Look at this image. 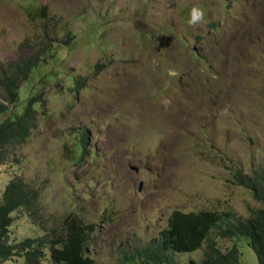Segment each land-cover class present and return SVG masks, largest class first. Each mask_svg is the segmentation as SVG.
I'll return each instance as SVG.
<instances>
[{
	"label": "rangeland",
	"instance_id": "374dc122",
	"mask_svg": "<svg viewBox=\"0 0 264 264\" xmlns=\"http://www.w3.org/2000/svg\"><path fill=\"white\" fill-rule=\"evenodd\" d=\"M193 7L206 24L189 25ZM45 44L56 57L35 76L53 77L31 80L42 114L0 165V200L21 178L42 211L40 221L14 212L9 243L45 236L78 208L97 224L88 255L115 264L158 237L174 211L245 220L264 208L229 184L238 171L264 175V0H0V73L45 55ZM84 129L94 157L72 165L63 146ZM241 241L240 263L257 264ZM204 251L174 254V264H203Z\"/></svg>",
	"mask_w": 264,
	"mask_h": 264
},
{
	"label": "trees",
	"instance_id": "16d2710c",
	"mask_svg": "<svg viewBox=\"0 0 264 264\" xmlns=\"http://www.w3.org/2000/svg\"><path fill=\"white\" fill-rule=\"evenodd\" d=\"M54 49L45 44L42 50L45 55H41L39 49L27 58L8 64L0 73V165L6 161L9 149L27 142L42 114L39 111L43 105L42 96L35 94L36 88L31 80L35 77L37 82L42 77H53V73L35 76V70L39 62H46L48 56L56 57ZM26 82V92L30 91L31 96H22V84ZM74 82L76 88L81 86L79 81ZM43 85L44 82L39 84ZM76 136L70 146L64 144L63 156L72 165L78 166L85 158L94 156L92 150L87 148L86 129ZM232 179L229 184L249 191L255 202L264 205L262 173L248 175L238 171ZM80 197L78 193L71 195L72 199L80 200ZM38 200L37 189L21 178H15L5 186L0 200V262L20 256L25 264H97L88 255L97 224L89 222V213L78 208L69 210L64 220L48 230L45 236L24 238L17 243L8 242V229L14 212L23 210L31 221H40L42 209ZM218 240L231 241L232 247L223 251ZM241 240L246 241L257 264H264V208L251 212V216L245 220L230 213L174 211L169 216L167 227L160 231L158 237L143 247L121 252L115 264H174V254H193L204 246L203 264H241L237 249Z\"/></svg>",
	"mask_w": 264,
	"mask_h": 264
},
{
	"label": "clouds",
	"instance_id": "9594fccd",
	"mask_svg": "<svg viewBox=\"0 0 264 264\" xmlns=\"http://www.w3.org/2000/svg\"><path fill=\"white\" fill-rule=\"evenodd\" d=\"M206 12L202 7H193L190 11V19L188 23L192 27H197L206 24Z\"/></svg>",
	"mask_w": 264,
	"mask_h": 264
},
{
	"label": "water",
	"instance_id": "95a60500",
	"mask_svg": "<svg viewBox=\"0 0 264 264\" xmlns=\"http://www.w3.org/2000/svg\"><path fill=\"white\" fill-rule=\"evenodd\" d=\"M139 190H141V187H140V189Z\"/></svg>",
	"mask_w": 264,
	"mask_h": 264
}]
</instances>
